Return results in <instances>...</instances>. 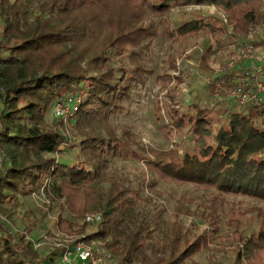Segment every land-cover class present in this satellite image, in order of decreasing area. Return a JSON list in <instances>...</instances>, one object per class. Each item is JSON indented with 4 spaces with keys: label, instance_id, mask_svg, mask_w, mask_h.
<instances>
[{
    "label": "trees",
    "instance_id": "obj_1",
    "mask_svg": "<svg viewBox=\"0 0 264 264\" xmlns=\"http://www.w3.org/2000/svg\"><path fill=\"white\" fill-rule=\"evenodd\" d=\"M192 6L222 10L236 33L264 23V0H0L1 214L9 217L21 199L46 188L70 212L69 219L58 214L60 232L96 225L81 240L103 242L123 264H197L203 250L211 251V263L213 246L225 240L232 248L231 264H264V103L220 107L213 96L227 97L215 84L230 88L233 70H223L207 84L214 101L210 108L193 103L166 110V133L180 139L172 149L150 150L145 157L129 130L112 125L113 116L145 85L150 74L145 58L159 34L170 44L198 35L217 46L227 39L217 19L193 18L172 27V11ZM252 45L255 49L264 41ZM211 50L208 44L199 57L205 69ZM68 101L77 103L70 128L62 119L48 123L50 110ZM65 151L75 152L69 163L58 159ZM117 160L142 162L147 181L122 179ZM160 181L202 192L192 200L202 227L176 219L183 213L180 203L159 253L148 256L166 208L142 196L144 190L158 196ZM230 197L255 205L241 209ZM145 205L152 213L132 219ZM89 213L99 214V221L85 222ZM249 213L253 228L245 227ZM1 224L0 264L44 263L26 239L29 227L13 234ZM120 231L127 232L125 239Z\"/></svg>",
    "mask_w": 264,
    "mask_h": 264
},
{
    "label": "rangeland",
    "instance_id": "obj_2",
    "mask_svg": "<svg viewBox=\"0 0 264 264\" xmlns=\"http://www.w3.org/2000/svg\"><path fill=\"white\" fill-rule=\"evenodd\" d=\"M193 18H203L205 21L217 19L219 26H225L224 28L229 34L227 39L222 42L221 46H217L213 41L208 43L209 39L207 37L198 35L183 43L170 44L159 34L153 42L151 51L145 58L147 70L150 72L145 80V85L134 91L131 105H125L123 111L115 114L112 118L113 126L118 129L129 130L141 143L145 151V157L150 156L148 154L150 150L164 151L172 149L173 142L180 140L178 136L170 138V134L166 133L167 129L163 126L168 122L166 116L168 108L184 109L193 103L210 108L214 101L209 99L207 81L213 79L216 73L224 70L229 56L236 48L243 47L246 44L253 46L252 42L264 41V23L249 25L243 34L236 33L233 31L232 25L223 22L225 18L227 19V14L214 6L177 7L169 15L168 20L172 22V27H174L182 21ZM208 44L211 45L212 50L211 55H208L205 60V69L200 64L199 57L205 54ZM252 53V55L264 56V46L253 49ZM172 63H174V69L169 68ZM236 70L238 69L233 70L235 74ZM261 80L264 83V71L261 74ZM213 98L223 109L226 107L240 108L233 102L231 103L229 98L224 99V95H214ZM261 102L264 103V98ZM55 106L47 114V122L62 119V122L70 128V120L73 117L57 118L54 113ZM216 108L214 109L216 110ZM183 145L178 148V154L183 153V149L188 146V143L185 142ZM74 153V151H65L61 156H58V159L69 163L74 158ZM114 167L122 179L131 181L134 184L140 181L146 182L149 177L143 163L140 161L117 160ZM158 191L159 195L156 196L144 190L142 196H149L152 203H162L166 208L163 222L153 234L148 246L150 250L147 252L148 256L159 253L160 247L166 239L168 223L173 219L172 214H174L173 212L180 203L182 205L180 210L183 213L176 219H179L186 226L194 223L196 226L202 227V221L194 215L195 202L192 201L195 197L202 195L200 190L192 186L175 185L160 181ZM228 200L237 204L241 209L255 205L252 200L241 197H230ZM60 213L63 217L69 219L70 212L65 201L57 199L45 188L21 199L19 207L13 210L9 217L0 213V223H2L4 229L13 234L25 233L24 228L29 227L30 230L26 231L25 234L27 241L40 244L38 249L34 251L37 255V261L39 263L44 262L43 264H63L61 263L63 253L53 246V239L55 241L59 240V243H62L65 237H71V240L74 241L79 240L95 231L96 225H88L86 230L82 232H76L75 229L73 233L65 234L60 232L56 226L57 216ZM148 213H152V209L150 206L145 205L133 212L131 218L139 219ZM250 219H252L251 213L246 216V228H253ZM79 224L81 225L82 221ZM129 225L130 220L124 224V228L128 229ZM126 235L127 232L125 231L119 233L120 239H125ZM92 242L99 252L107 253V257L101 264H123L105 250L103 242L99 240H93ZM68 245L73 259L72 245L71 243ZM228 245L229 242L225 240L223 244L213 246L214 258L211 263H208L211 251L207 250H203L196 256L195 261L197 264H231L232 248ZM73 260L76 261V257Z\"/></svg>",
    "mask_w": 264,
    "mask_h": 264
},
{
    "label": "built area",
    "instance_id": "obj_3",
    "mask_svg": "<svg viewBox=\"0 0 264 264\" xmlns=\"http://www.w3.org/2000/svg\"><path fill=\"white\" fill-rule=\"evenodd\" d=\"M227 24V19L223 20ZM253 48L251 45L246 44L243 47H238L228 58V62L224 70H236V74L229 80L231 87H223L218 81L216 87L225 92V96L231 100V103L238 106H245L246 104H256L264 98V83L261 80V74L264 71V56L252 55ZM216 73L214 78L221 75ZM213 78V79H214ZM210 81H207V84ZM218 96V92L215 94ZM77 103L68 101L65 104H57L54 108V113L57 118H71L77 111ZM100 219L99 214L89 213L84 215V221L87 223H95ZM58 237V236H57ZM61 238V237H58ZM53 239V246L63 248L61 263L63 264H101L107 257V253L99 252L94 246L93 242L88 243L85 240H71V237H65L62 243ZM69 243L72 245L73 259L70 255ZM33 250H37L40 244L32 242Z\"/></svg>",
    "mask_w": 264,
    "mask_h": 264
}]
</instances>
